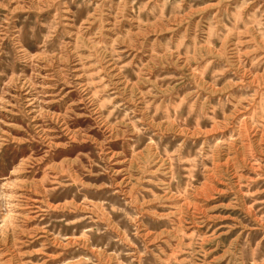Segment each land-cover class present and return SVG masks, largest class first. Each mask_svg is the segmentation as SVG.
<instances>
[{"label": "rangeland", "instance_id": "374dc122", "mask_svg": "<svg viewBox=\"0 0 264 264\" xmlns=\"http://www.w3.org/2000/svg\"><path fill=\"white\" fill-rule=\"evenodd\" d=\"M0 264H264V0H0Z\"/></svg>", "mask_w": 264, "mask_h": 264}]
</instances>
